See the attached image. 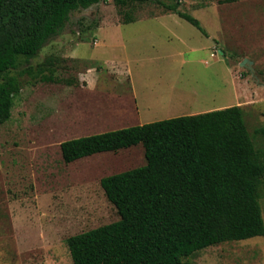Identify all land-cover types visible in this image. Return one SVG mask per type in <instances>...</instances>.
I'll use <instances>...</instances> for the list:
<instances>
[{
  "label": "rangeland",
  "instance_id": "374dc122",
  "mask_svg": "<svg viewBox=\"0 0 264 264\" xmlns=\"http://www.w3.org/2000/svg\"><path fill=\"white\" fill-rule=\"evenodd\" d=\"M164 4H177L204 33ZM130 13L135 21L124 24L113 0L72 12L63 31L15 71L31 73L20 74L11 117L0 125V264H72L69 237L119 220L99 182L144 166L142 145L66 164L60 144L140 125L133 84L121 75L131 56L120 44L130 39L175 38L187 61L176 70L177 86L192 94L191 108L157 111L149 123L239 106L264 160V0H152ZM244 59L253 73L239 66ZM144 80L132 79L139 95ZM259 203L264 221V185ZM183 264H264V236L207 247Z\"/></svg>",
  "mask_w": 264,
  "mask_h": 264
},
{
  "label": "trees",
  "instance_id": "16d2710c",
  "mask_svg": "<svg viewBox=\"0 0 264 264\" xmlns=\"http://www.w3.org/2000/svg\"><path fill=\"white\" fill-rule=\"evenodd\" d=\"M100 0H0V125L11 117L24 65L65 28L72 12ZM123 23L152 0H113ZM163 7L204 33L178 5ZM42 81H53L43 76ZM141 144L145 165L101 178L119 220L69 237L72 264H183L210 246L264 236V160L239 106L71 139L64 163Z\"/></svg>",
  "mask_w": 264,
  "mask_h": 264
},
{
  "label": "crops",
  "instance_id": "0c3cea01",
  "mask_svg": "<svg viewBox=\"0 0 264 264\" xmlns=\"http://www.w3.org/2000/svg\"><path fill=\"white\" fill-rule=\"evenodd\" d=\"M153 39L147 37L136 38L128 40V43L123 42L120 44L123 49L128 51V56H131L121 62V75L128 84H133L131 88L130 85L128 88L133 92V113L134 116L142 120L139 122L140 125L149 123L148 121L151 119L148 116L153 113L157 114V111L168 112L178 107L184 110L188 106V108H191V104L187 102V99L192 94L186 91L185 88L177 86L178 75L176 70L182 69V66L187 63L182 48L173 47L179 40L168 37L158 43L155 42V38ZM134 75L144 78L147 84H144V90L142 89L140 95L137 93L132 81ZM154 77H157V79H151ZM214 110L219 109L212 107L208 111L201 112L206 113ZM165 114L167 116L169 113ZM185 114L195 115L201 113L188 111V113L181 112L179 116Z\"/></svg>",
  "mask_w": 264,
  "mask_h": 264
},
{
  "label": "water",
  "instance_id": "95a60500",
  "mask_svg": "<svg viewBox=\"0 0 264 264\" xmlns=\"http://www.w3.org/2000/svg\"><path fill=\"white\" fill-rule=\"evenodd\" d=\"M240 67H245L247 68L251 73H253V68L251 66V62L247 61L246 59L242 60V62H240Z\"/></svg>",
  "mask_w": 264,
  "mask_h": 264
}]
</instances>
